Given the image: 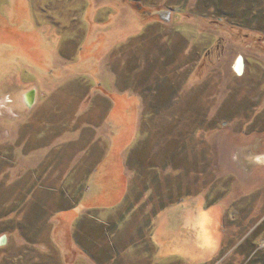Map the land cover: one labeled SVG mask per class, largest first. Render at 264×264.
Wrapping results in <instances>:
<instances>
[{
	"label": "rangeland",
	"instance_id": "374dc122",
	"mask_svg": "<svg viewBox=\"0 0 264 264\" xmlns=\"http://www.w3.org/2000/svg\"><path fill=\"white\" fill-rule=\"evenodd\" d=\"M0 264H264V0H0Z\"/></svg>",
	"mask_w": 264,
	"mask_h": 264
},
{
	"label": "crops",
	"instance_id": "0c3cea01",
	"mask_svg": "<svg viewBox=\"0 0 264 264\" xmlns=\"http://www.w3.org/2000/svg\"><path fill=\"white\" fill-rule=\"evenodd\" d=\"M111 74L112 73H108V75L111 77V80H108L107 83H108L109 87L111 88L110 91L113 93V95L114 94L117 95V93L115 91H113V88L115 87V82L114 83L112 82V79H113L112 75L113 74L112 75ZM103 86H104V82H102V84H100V86L97 87V88H99V91L102 88H104ZM101 91L102 92H100V93L102 94V96L104 95V96H110L111 97L110 99L113 103V106L109 111L102 113V115L100 113H94L95 116L94 115L92 116V120H97L98 118H100L104 121V123L102 122L98 125L97 121H93L91 124L100 127V129H101L100 132H102L103 134L108 136L109 143H108V146H107L104 154L102 153L99 155L95 149L94 150L92 149V152H90L89 155L86 156L82 165L80 166V167H82L81 169L84 170L83 172H81V175H80L81 178L77 175L78 173L74 174L73 176L75 178L72 177L74 179L73 183H82V182L84 183V181H82V179H84V178H85L86 183H87L88 182L87 180H93V178H97L96 176L99 173L97 169L99 168L100 163L102 161H105L108 159H110L111 161L114 160L116 158L115 154L117 151L118 152L119 151L125 152L128 146L124 149H122L118 146L119 141H121L120 137L125 135V134H127V135L133 134V132L131 130L132 129L131 128L132 121H133V118L135 119V121L138 118V116L136 117L135 112H131V109H133L132 107L134 104V102H131L132 98H126V100L118 99L115 101L112 99V93L108 89L104 88ZM91 93H93V92H91ZM123 93H126V92H123ZM93 101L88 102L86 113H89L90 109L94 106V105H92ZM125 102H129L130 106L129 105L125 106ZM88 108H90V109H88ZM125 128H130L129 132L125 131ZM94 142L95 141H92L91 145L89 146L90 148L94 147L93 146ZM97 148H99V147L97 146ZM104 148L105 147H103V149ZM102 151H104V150H102ZM90 163H91V165H90ZM77 165L78 164L75 165V163H72V166L70 165L69 169H70V167H72L71 171H73L74 170L73 168H75ZM77 167H76V170L74 172H77V169H80ZM77 178H79V179H77ZM113 178H114V175H112V181L114 180ZM73 179H71V180H73ZM115 182H116V180H115ZM71 183H72V181H71ZM87 189H86V191H87Z\"/></svg>",
	"mask_w": 264,
	"mask_h": 264
},
{
	"label": "water",
	"instance_id": "95a60500",
	"mask_svg": "<svg viewBox=\"0 0 264 264\" xmlns=\"http://www.w3.org/2000/svg\"><path fill=\"white\" fill-rule=\"evenodd\" d=\"M243 63H244V62H243V58L240 57L239 60H238V62H237L238 67H240V66L242 65V69H243V65H244ZM2 243H3V244L6 243V237H3V238H2Z\"/></svg>",
	"mask_w": 264,
	"mask_h": 264
},
{
	"label": "trees",
	"instance_id": "16d2710c",
	"mask_svg": "<svg viewBox=\"0 0 264 264\" xmlns=\"http://www.w3.org/2000/svg\"><path fill=\"white\" fill-rule=\"evenodd\" d=\"M233 2H236L237 0H232ZM81 193V192H80ZM82 194V193H81ZM80 197H81V195H80ZM80 197L79 198H77L75 201H74V203H72L70 206H69V208H74V207H76V205L79 203V199H80Z\"/></svg>",
	"mask_w": 264,
	"mask_h": 264
},
{
	"label": "bare ground",
	"instance_id": "6f19581e",
	"mask_svg": "<svg viewBox=\"0 0 264 264\" xmlns=\"http://www.w3.org/2000/svg\"><path fill=\"white\" fill-rule=\"evenodd\" d=\"M236 68H237L236 70H238L240 73L244 72V65H243V69H242V65L240 67H238V64H236Z\"/></svg>",
	"mask_w": 264,
	"mask_h": 264
}]
</instances>
